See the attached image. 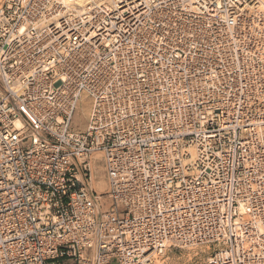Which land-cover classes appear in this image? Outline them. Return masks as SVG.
I'll list each match as a JSON object with an SVG mask.
<instances>
[{
	"label": "built area",
	"instance_id": "1",
	"mask_svg": "<svg viewBox=\"0 0 264 264\" xmlns=\"http://www.w3.org/2000/svg\"><path fill=\"white\" fill-rule=\"evenodd\" d=\"M68 1L0 4V264H264L260 2Z\"/></svg>",
	"mask_w": 264,
	"mask_h": 264
},
{
	"label": "rangeland",
	"instance_id": "2",
	"mask_svg": "<svg viewBox=\"0 0 264 264\" xmlns=\"http://www.w3.org/2000/svg\"><path fill=\"white\" fill-rule=\"evenodd\" d=\"M2 0H0L1 4ZM83 106V105H82ZM81 106V107H82ZM86 108V105L83 106ZM86 109L79 110L74 117L73 123L80 126L83 124V118L85 116ZM100 184L97 185L95 181L92 183L94 187H99V192H105L106 186L101 179ZM95 184V185H94ZM209 251L205 248H185L178 249L172 248L168 249L161 260L163 264H200L208 257Z\"/></svg>",
	"mask_w": 264,
	"mask_h": 264
},
{
	"label": "bare ground",
	"instance_id": "3",
	"mask_svg": "<svg viewBox=\"0 0 264 264\" xmlns=\"http://www.w3.org/2000/svg\"><path fill=\"white\" fill-rule=\"evenodd\" d=\"M3 1V0H2ZM106 1H110V0H106ZM259 2H260V4H261V8L264 10V0H258ZM71 0H69L68 2H67V4H71ZM79 2V1H78ZM2 3V2H1ZM77 5H79V6H83V3L82 2H79V3H77ZM95 185V184H94ZM153 262H152V264H163V262H161V260L160 259H158V257H153Z\"/></svg>",
	"mask_w": 264,
	"mask_h": 264
}]
</instances>
